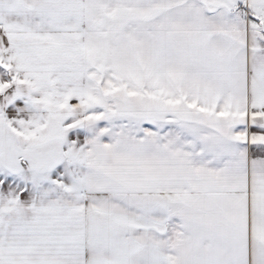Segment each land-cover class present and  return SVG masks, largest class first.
Segmentation results:
<instances>
[{"label": "snow or ice", "instance_id": "6c2138e0", "mask_svg": "<svg viewBox=\"0 0 264 264\" xmlns=\"http://www.w3.org/2000/svg\"><path fill=\"white\" fill-rule=\"evenodd\" d=\"M0 264H264V0H0Z\"/></svg>", "mask_w": 264, "mask_h": 264}]
</instances>
